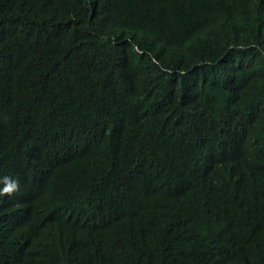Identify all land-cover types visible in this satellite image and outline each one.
Instances as JSON below:
<instances>
[{"label": "trees", "instance_id": "obj_1", "mask_svg": "<svg viewBox=\"0 0 264 264\" xmlns=\"http://www.w3.org/2000/svg\"><path fill=\"white\" fill-rule=\"evenodd\" d=\"M6 177L0 264H264V0H0Z\"/></svg>", "mask_w": 264, "mask_h": 264}, {"label": "clouds", "instance_id": "obj_2", "mask_svg": "<svg viewBox=\"0 0 264 264\" xmlns=\"http://www.w3.org/2000/svg\"><path fill=\"white\" fill-rule=\"evenodd\" d=\"M7 182L3 185V187H0V195L3 193H12L15 191L18 187V181L15 179L9 180L7 177L5 178Z\"/></svg>", "mask_w": 264, "mask_h": 264}, {"label": "bare ground", "instance_id": "obj_3", "mask_svg": "<svg viewBox=\"0 0 264 264\" xmlns=\"http://www.w3.org/2000/svg\"><path fill=\"white\" fill-rule=\"evenodd\" d=\"M16 253L20 255L21 252L19 250H16Z\"/></svg>", "mask_w": 264, "mask_h": 264}]
</instances>
